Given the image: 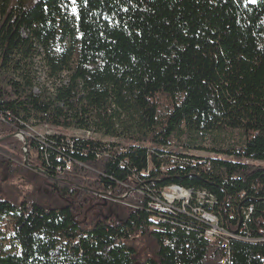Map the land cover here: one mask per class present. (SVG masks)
Returning <instances> with one entry per match:
<instances>
[{
    "label": "trees",
    "instance_id": "obj_1",
    "mask_svg": "<svg viewBox=\"0 0 264 264\" xmlns=\"http://www.w3.org/2000/svg\"><path fill=\"white\" fill-rule=\"evenodd\" d=\"M2 169L40 183L0 191V264H264V0H0ZM172 184L233 236L152 211Z\"/></svg>",
    "mask_w": 264,
    "mask_h": 264
},
{
    "label": "built area",
    "instance_id": "obj_2",
    "mask_svg": "<svg viewBox=\"0 0 264 264\" xmlns=\"http://www.w3.org/2000/svg\"><path fill=\"white\" fill-rule=\"evenodd\" d=\"M166 150L167 148L164 149L165 152ZM165 156L178 158L174 154ZM214 203V196L205 190H196L172 184L161 189L158 195L152 198L151 202H149V208L156 213L163 214L174 213L176 211L186 212L188 207H191L192 212L205 223L204 237L208 241L211 242L219 237L229 239L233 236L232 233L224 228L221 224L220 217L209 210ZM151 219L157 222L158 216L152 215Z\"/></svg>",
    "mask_w": 264,
    "mask_h": 264
},
{
    "label": "rangeland",
    "instance_id": "obj_3",
    "mask_svg": "<svg viewBox=\"0 0 264 264\" xmlns=\"http://www.w3.org/2000/svg\"><path fill=\"white\" fill-rule=\"evenodd\" d=\"M38 68L40 70L43 69L40 66V62H38ZM26 127H27L26 133H22V131H20L16 134V136L19 137L20 139H24V136H35V138L38 139L39 141H46V138L52 135H65L67 138L93 136L95 140L101 141L103 143L115 142L114 139H111L110 137H106L98 132H95L94 134L92 133L88 134L85 133L84 131L77 129H58L52 127L50 125L42 123L41 120H39L35 115L30 117ZM194 137H196V135H194ZM196 138L198 139L196 142L197 145L205 144L202 141L204 140V137L198 136ZM182 151L183 150H181L180 152ZM188 153L191 155L206 156V157L211 155L210 152L199 149H192L188 151ZM39 183L40 181L32 180L27 175L24 177H14L8 179L7 171L5 169L0 170V191L3 190L4 192L9 193L13 199H23L24 197L28 196L35 189V186L33 185L37 186ZM47 195H49V193H47ZM47 197L48 196H45L44 199L51 201L54 200L52 199V197H49L48 199Z\"/></svg>",
    "mask_w": 264,
    "mask_h": 264
},
{
    "label": "water",
    "instance_id": "obj_4",
    "mask_svg": "<svg viewBox=\"0 0 264 264\" xmlns=\"http://www.w3.org/2000/svg\"><path fill=\"white\" fill-rule=\"evenodd\" d=\"M24 135V134H23ZM26 138V136H24V139ZM27 143H28V141L26 140L25 141V151H26V145H27ZM25 161H26V159H25Z\"/></svg>",
    "mask_w": 264,
    "mask_h": 264
},
{
    "label": "bare ground",
    "instance_id": "obj_5",
    "mask_svg": "<svg viewBox=\"0 0 264 264\" xmlns=\"http://www.w3.org/2000/svg\"><path fill=\"white\" fill-rule=\"evenodd\" d=\"M172 159V158H171Z\"/></svg>",
    "mask_w": 264,
    "mask_h": 264
}]
</instances>
